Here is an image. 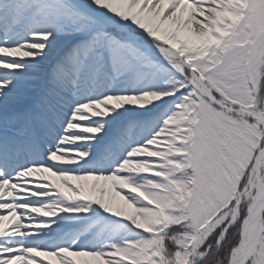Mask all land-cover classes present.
Masks as SVG:
<instances>
[{
	"label": "snow or ice",
	"instance_id": "6c2138e0",
	"mask_svg": "<svg viewBox=\"0 0 264 264\" xmlns=\"http://www.w3.org/2000/svg\"><path fill=\"white\" fill-rule=\"evenodd\" d=\"M0 264H264V0H0Z\"/></svg>",
	"mask_w": 264,
	"mask_h": 264
}]
</instances>
